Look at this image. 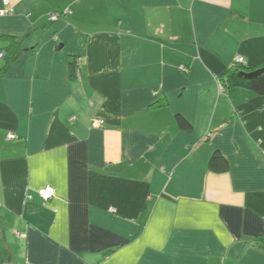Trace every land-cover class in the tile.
<instances>
[{"label":"crops","instance_id":"0c3cea01","mask_svg":"<svg viewBox=\"0 0 264 264\" xmlns=\"http://www.w3.org/2000/svg\"><path fill=\"white\" fill-rule=\"evenodd\" d=\"M8 1L5 264H264V96L218 81L264 66V0Z\"/></svg>","mask_w":264,"mask_h":264},{"label":"trees","instance_id":"16d2710c","mask_svg":"<svg viewBox=\"0 0 264 264\" xmlns=\"http://www.w3.org/2000/svg\"><path fill=\"white\" fill-rule=\"evenodd\" d=\"M14 41V40H13ZM20 41H14L12 46L19 45ZM18 48H12L4 50L3 56L0 60L4 61L5 67L9 66L18 56ZM79 60L76 58L70 59L68 68L70 72V78L77 80L79 78ZM219 83L222 86L223 91L228 88H241L249 91L255 96H264V66L257 69H246L241 63H234L227 71L218 78ZM175 121L178 128L184 131L190 129V125L180 115L175 117ZM209 170L212 173H224L228 171V164L222 154L218 151H214L210 158ZM10 261V252L4 241H0V263L5 264Z\"/></svg>","mask_w":264,"mask_h":264},{"label":"built area","instance_id":"2783aa9c","mask_svg":"<svg viewBox=\"0 0 264 264\" xmlns=\"http://www.w3.org/2000/svg\"><path fill=\"white\" fill-rule=\"evenodd\" d=\"M11 13V7L9 5V1L8 0H3V9L0 11V16L1 17H4V16H7ZM60 18V14L57 13V12H53V13H50V15L48 16V21L49 22H55L57 21L58 19ZM3 56V53H0V59L2 58ZM242 62V59L241 58H236V61L235 63H241ZM219 88H220V92H223V89H222V86L221 84L219 83ZM8 141L10 140H15L16 139V136L14 134H8L7 138H6ZM39 196L44 200V201H47L49 200L50 198H52L54 196V191L51 189V188H46L44 190H41L39 191ZM111 213H114L115 212V209L114 208H111L109 210Z\"/></svg>","mask_w":264,"mask_h":264}]
</instances>
